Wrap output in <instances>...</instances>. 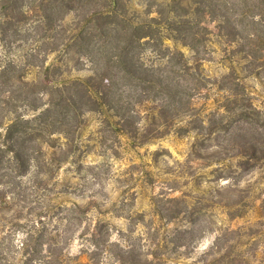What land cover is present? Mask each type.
<instances>
[{
  "label": "trees",
  "instance_id": "obj_1",
  "mask_svg": "<svg viewBox=\"0 0 264 264\" xmlns=\"http://www.w3.org/2000/svg\"><path fill=\"white\" fill-rule=\"evenodd\" d=\"M99 1L93 8L94 0H40L49 31L61 11H83L62 30L69 41L46 51L73 49L90 71L65 76L54 63L11 58L8 34L22 41L29 11L25 0H0V264H162L158 246L145 253L132 233V242L113 240L108 201L62 178L88 116L137 146L192 133L214 140L225 166L219 178L229 183L221 196L245 194L242 180L264 173V102L246 82L264 86V0H140L145 10L132 13L130 0ZM204 90L218 91V110L199 111ZM155 206L167 220L183 210Z\"/></svg>",
  "mask_w": 264,
  "mask_h": 264
},
{
  "label": "rangeland",
  "instance_id": "obj_2",
  "mask_svg": "<svg viewBox=\"0 0 264 264\" xmlns=\"http://www.w3.org/2000/svg\"><path fill=\"white\" fill-rule=\"evenodd\" d=\"M127 3L131 13L145 10L140 0ZM24 4L29 16L27 25L22 27V41L15 42L17 36L13 32L8 34L13 41L11 58L21 63L24 56L33 64L44 66L54 63L52 71L60 70L58 73L65 76H88V67L77 62L73 49L69 53L56 51L46 55L52 43L69 41L70 33L62 30L71 29L79 18L77 14L83 11H61L58 16L63 20L58 29L49 31L39 21L40 0H25ZM92 6L99 8L101 3L94 0ZM238 47L234 43V50ZM32 54H40L39 59L31 58ZM144 58L148 63L153 61L151 49ZM26 68L29 72L37 71L30 65ZM246 82L252 92L260 94L258 101L264 102V86L254 78ZM219 96L216 90H204L196 99L199 111L207 114L218 110ZM76 139L78 150L73 160L64 165L61 176L73 181L79 190L108 201L110 210L105 220L113 240L123 235L124 242H132V233L145 253L154 252L158 246L162 258L156 263L162 264H264V173L256 172L242 180L245 194L221 196L218 188L224 189L229 183L219 178L218 170L225 166L214 155L218 150L214 140L204 143L192 133L137 146L107 130L97 116L84 118ZM230 164L237 167L235 161ZM90 167L94 168L92 173ZM179 197H184L185 202L169 201ZM155 203L173 211L183 210L174 212L172 220L161 219ZM187 229L193 232H182ZM79 250L77 243L73 252Z\"/></svg>",
  "mask_w": 264,
  "mask_h": 264
}]
</instances>
